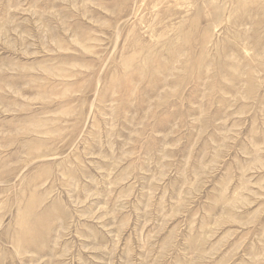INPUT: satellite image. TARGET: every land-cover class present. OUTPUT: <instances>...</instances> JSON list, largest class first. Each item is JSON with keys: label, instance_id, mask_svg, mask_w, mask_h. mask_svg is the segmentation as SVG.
<instances>
[{"label": "rangeland", "instance_id": "rangeland-1", "mask_svg": "<svg viewBox=\"0 0 264 264\" xmlns=\"http://www.w3.org/2000/svg\"><path fill=\"white\" fill-rule=\"evenodd\" d=\"M0 264H264V0H0Z\"/></svg>", "mask_w": 264, "mask_h": 264}]
</instances>
